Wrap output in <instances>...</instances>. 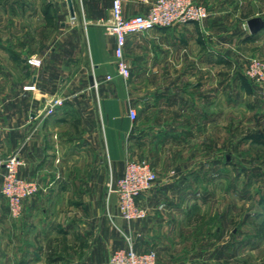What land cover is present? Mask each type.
Instances as JSON below:
<instances>
[{
  "label": "crops",
  "instance_id": "0c3cea01",
  "mask_svg": "<svg viewBox=\"0 0 264 264\" xmlns=\"http://www.w3.org/2000/svg\"><path fill=\"white\" fill-rule=\"evenodd\" d=\"M153 1L124 0V14L146 13ZM195 1L210 12L204 21L128 36L131 75L125 78L117 70L116 37L109 27L113 0H73L75 14L69 0H0V260L9 258L2 250L11 241L4 237L15 236L1 191L3 161L14 152L25 161L22 176L40 184L24 203L12 242L17 246L11 252L22 264H35L41 236L50 238L60 228L52 213L87 214L105 198L108 175L117 180L126 160L144 146L189 152L171 151L183 159H169L164 169L159 159H148L158 179L141 196L148 211L145 232L177 228L192 214L200 151L217 147L222 120L231 125L234 96L242 102L263 97L240 68L252 55L264 58V0ZM56 96L64 98L63 105L46 114ZM130 107L138 111L135 121ZM112 196L114 216L122 217L118 196ZM85 222L80 215L77 223ZM130 234L141 250V228Z\"/></svg>",
  "mask_w": 264,
  "mask_h": 264
},
{
  "label": "rangeland",
  "instance_id": "374dc122",
  "mask_svg": "<svg viewBox=\"0 0 264 264\" xmlns=\"http://www.w3.org/2000/svg\"><path fill=\"white\" fill-rule=\"evenodd\" d=\"M256 56L260 57H251ZM240 73L247 78L245 69L240 68ZM255 86L263 97L254 95L242 102L240 95L234 96L237 103L234 101L231 125L229 119L225 123L222 120L215 134L217 147L201 149L200 177L194 181L199 195L192 200V214L185 215L177 228L146 233L145 219L116 218L114 214L118 211L113 209L117 199L112 196L116 193L108 195V183L115 177L108 175L105 198L93 203L94 208L87 214L52 213L59 217L61 225L50 238L41 236V257L35 264H111V254L117 247L124 246L129 239L135 242L136 234L130 233L136 226L143 231L137 238L138 248L155 249L156 264H264V87L257 83ZM181 150L189 154L185 149L153 150L144 146L135 158L159 159L164 169L169 166V159H183L170 153ZM208 155L214 158L204 159ZM185 198L190 203L188 195ZM24 211L23 204L19 218L10 214L9 229L11 232L14 228L15 236L12 233L4 237L11 241L2 250L9 258L0 260V264H22L17 252L11 251L16 250L17 245L12 242L17 238L16 228L19 230L18 222H22ZM80 215L86 218L83 225L77 223ZM70 217L75 219L72 229L67 225ZM26 234L31 239L32 231Z\"/></svg>",
  "mask_w": 264,
  "mask_h": 264
},
{
  "label": "built area",
  "instance_id": "2783aa9c",
  "mask_svg": "<svg viewBox=\"0 0 264 264\" xmlns=\"http://www.w3.org/2000/svg\"><path fill=\"white\" fill-rule=\"evenodd\" d=\"M123 3L124 0H113L109 27L116 37L117 70L125 78L131 75V68L125 55L129 35L143 33L157 27L202 22L210 14L204 3L195 0H154L146 13L126 16ZM245 74L250 80L264 87V59L257 56L250 57L245 67ZM107 78L111 79L112 75H108ZM63 103V97L52 98L46 106L45 113L52 114ZM129 116L133 121L138 118L135 107H130ZM24 163V159L18 152H14L3 161L5 172L1 191L8 199L10 214L15 218L22 215L24 201L40 189L38 181L22 176L20 168ZM157 179L158 174L148 159L128 158L126 160L123 174L117 180H111L108 183V195L117 194L122 218L135 221L147 216L148 211L141 203V196L155 184ZM110 263L156 264L157 251L155 249L138 250L134 246V241L129 239L127 246L112 252Z\"/></svg>",
  "mask_w": 264,
  "mask_h": 264
},
{
  "label": "water",
  "instance_id": "95a60500",
  "mask_svg": "<svg viewBox=\"0 0 264 264\" xmlns=\"http://www.w3.org/2000/svg\"><path fill=\"white\" fill-rule=\"evenodd\" d=\"M69 6H70V10L72 14H75V10H74V5H73V0H69ZM228 155V154H227ZM228 159H229V155H228Z\"/></svg>",
  "mask_w": 264,
  "mask_h": 264
},
{
  "label": "trees",
  "instance_id": "16d2710c",
  "mask_svg": "<svg viewBox=\"0 0 264 264\" xmlns=\"http://www.w3.org/2000/svg\"><path fill=\"white\" fill-rule=\"evenodd\" d=\"M245 78H246V77H245ZM246 79H247L249 82H251V84L256 85V82L250 80L248 77H247ZM227 157H228V155H227Z\"/></svg>",
  "mask_w": 264,
  "mask_h": 264
}]
</instances>
